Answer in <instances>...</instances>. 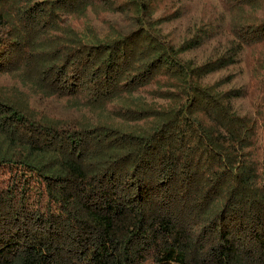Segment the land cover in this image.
Returning a JSON list of instances; mask_svg holds the SVG:
<instances>
[{"label": "trees", "instance_id": "trees-1", "mask_svg": "<svg viewBox=\"0 0 264 264\" xmlns=\"http://www.w3.org/2000/svg\"><path fill=\"white\" fill-rule=\"evenodd\" d=\"M216 1L198 55L184 0H0V264H264V0Z\"/></svg>", "mask_w": 264, "mask_h": 264}, {"label": "rangeland", "instance_id": "rangeland-1", "mask_svg": "<svg viewBox=\"0 0 264 264\" xmlns=\"http://www.w3.org/2000/svg\"><path fill=\"white\" fill-rule=\"evenodd\" d=\"M184 1L186 2V5H184L185 8L179 9L177 11H187V15L188 14H191L192 16L199 15L198 12L202 11L203 9H206V11H220L218 13L219 15L218 32L217 35L215 36V39L208 40L210 42H208L206 46L194 50L193 53H197L198 55H203L211 51L213 48H217V47L223 48L230 45L232 39L231 36L225 32V30H227L224 26L225 16L222 15L223 13L222 11L225 10H223L220 7L221 5L218 1L215 0L207 5H204L206 0H184ZM245 52L241 56V60L238 61V64L233 66L235 68V70L233 71L235 72V74L237 73L238 79L242 81H245L247 78V72L245 69V62H244ZM4 79L7 81H11L9 77H5ZM35 101L36 103L38 101L40 104L46 106L48 109H55L63 114L70 112L68 106L64 104V102H62V99H47L45 97L42 98L36 96ZM239 105H241L242 107H247L248 106L247 100H243L242 104Z\"/></svg>", "mask_w": 264, "mask_h": 264}]
</instances>
